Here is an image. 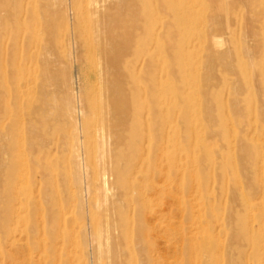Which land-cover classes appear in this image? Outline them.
Masks as SVG:
<instances>
[{
	"label": "bare ground",
	"instance_id": "bare-ground-1",
	"mask_svg": "<svg viewBox=\"0 0 264 264\" xmlns=\"http://www.w3.org/2000/svg\"><path fill=\"white\" fill-rule=\"evenodd\" d=\"M77 1L46 0L41 30L26 8L7 10L0 20V175L7 181L20 179L24 164L17 160L5 166L2 158L12 156L11 116L15 104L25 101L21 118L26 119L27 154L46 164L51 139L60 148L71 142L75 150L70 181L79 207L83 192L104 195L100 217L86 213L83 218L89 214L90 220L79 230L97 263L106 258L108 264H264V210L257 217L249 212L251 187L264 199V139L256 149L249 137H240V159L248 162L247 173L255 174L245 181L238 172L241 162L230 152L231 139H224L225 153L208 144L209 138L232 130L229 119L215 113L226 103L212 89L215 69L230 57L237 66L226 62L224 70L235 75L238 85L228 104L239 115L253 110L255 128L264 134L262 13L254 11L246 20L242 50L217 54L220 44L214 33L192 27L184 10L155 24L153 15L168 12L174 0H93L87 14L77 11ZM7 25L14 29L10 42L2 38ZM200 50L206 52L204 57ZM179 62L183 65L177 67ZM52 133L61 139L52 138ZM22 186L20 198L32 200L31 190ZM3 190L12 198L10 187ZM112 192L122 193L127 208H137L134 217L123 216L124 205L108 202ZM163 197L181 217L175 226L168 222L179 218L172 211L169 219L162 218L161 211L157 214ZM220 209L227 211L225 220ZM21 213L16 209L15 219H23ZM70 213L57 204L59 221L46 255L40 257L43 264L62 262L64 243L71 240L66 229ZM147 216L157 224L150 225ZM35 225L42 230L41 224ZM222 231L229 233L228 246L219 239ZM159 232L168 248L177 237L183 238L180 261L164 260L154 249L153 236ZM29 240L24 232L17 241L29 251ZM9 242L16 244L14 238ZM172 249L171 254L176 248Z\"/></svg>",
	"mask_w": 264,
	"mask_h": 264
},
{
	"label": "rangeland",
	"instance_id": "rangeland-1",
	"mask_svg": "<svg viewBox=\"0 0 264 264\" xmlns=\"http://www.w3.org/2000/svg\"><path fill=\"white\" fill-rule=\"evenodd\" d=\"M45 1L46 0H0V20L5 17L7 10L18 9L19 7L26 8L29 14L31 15L34 14L35 16L34 18L38 20V24L40 26V28L38 29L41 30L42 28L41 26L43 25L45 19V15H44L46 10ZM174 1L175 2L173 3V5L169 8V10H167L168 12L162 11L159 13H155L153 15V21H155V24L159 26L169 17H172L174 14L184 10L187 12V14H189L192 27H196L199 30H203L205 32L209 31L214 33L220 44V46H217L215 48L218 50L217 54L229 53V52L233 53V52H237L238 50H242L244 42L247 39L246 33H244L246 31L245 30L246 20L248 19V17L251 18L253 16L254 11H260L264 16V0H174ZM93 3H94L93 0H78L75 6L79 13L87 14V12L92 8ZM54 6L55 5H53V7ZM59 20L60 18L58 17V21ZM244 26L245 28L243 29ZM2 28H3L2 24L0 23V31L3 30ZM221 29H223V31ZM13 31L14 29L11 28L10 25H7L6 28H4V31L2 32L3 40L6 42H10L11 36L14 33ZM199 52L202 57H204L206 54V52L201 50ZM143 58L146 59L145 56ZM143 58L142 57L141 59L139 58L140 60L138 63H142ZM226 62L228 63L233 62L232 64L237 66V62L233 60V57H230V59L228 58V60L224 59L222 64L221 63L218 64L217 68L215 69V72L213 73V77L215 78L213 84L214 83L215 84L212 85V89H214L216 94H220L223 97L224 102L226 103V107L224 108V110H221L220 112V110L217 109L216 107L215 113L218 115L226 116L227 119H229L230 124H232V130L228 133L230 135L225 134L226 132L223 133L221 132L219 133V135L217 134L216 136H213V138H209L208 144H210V146L214 148L219 147L218 148L219 153L220 152L225 153L226 145L224 144V139L226 137L230 138L231 143L233 142L234 145H231L233 146V148L231 147V151L230 149L228 150L231 153L233 152V158L235 157V161L237 163L238 161L241 162L240 164L238 163V169L241 168L238 170V172L240 171L239 173L240 176L242 175L241 176L242 180L245 181L246 179L245 177H248L249 179V176L253 180L255 174L254 173L250 174L249 172L247 173L246 171L247 169L245 168L246 166L249 165L248 162L242 160L243 161L242 164V161L240 159L238 142L241 138L244 139L247 138V140H249L250 138L255 148L258 149V146H260L261 141L264 139V134L259 129L255 128L254 124H256L257 118H256V113L253 110H249V111L245 110L241 115H239L234 110L232 111V108L229 106L230 104H228V102L230 103L233 96L232 91L237 87L238 83L233 73H228L224 70L223 63ZM181 65H183V63L179 62L176 66L178 67ZM201 66L203 67L202 64ZM201 73L202 75L204 74L203 71ZM78 85L79 84L75 78L74 86L78 87ZM246 102H244V104ZM14 109H15L14 113L11 116V125L13 123V133L10 138V140L13 141V153L12 156L10 155L8 159L2 158V160L6 161L5 166L6 164H9L10 167V165L16 162L17 160L21 161L24 164V166L20 174V179L14 177L13 180L7 181L5 180L4 174L0 175V237L2 239L0 246L1 247L0 249L2 251L0 254V264H43L42 263L43 260H40V257L46 255L45 250L48 249L50 246V240H49L50 234L55 230L54 228L56 227V223L58 224L59 220L56 219L55 216L57 214V204L59 203H62L65 209L71 212L67 217V222H66V227H67L66 229L71 236V240L68 242L66 241L64 243V249L66 248L67 252H63L62 255L63 264H108V260L106 258L101 260L99 263H97L96 260L93 258V256L89 252H87L89 250L88 248L89 246H87V244H85L84 241H83L84 244L81 242L83 239H81L82 236L80 232L81 231L80 227H82L83 224L87 223V221L89 222L90 220L89 214L86 215L85 218H83V216L86 213H90L91 217L92 216L100 217L101 213L105 208L104 205L106 203L104 202L105 201L104 195H101L100 192L93 193L92 195H87L85 192H83L85 195L82 194L83 195L82 199H84L82 200L83 201L82 206L84 207L82 206L79 207L80 204L79 202H77V197L73 193L75 187L73 186L74 184H72L73 182H71L72 179L70 176L72 175L73 172V169H71L72 168L71 158L73 157V154L71 155V153L73 152V150H75L72 143L67 142V144H65V147L60 148L58 146L52 145L53 141L51 139L50 144L51 143L52 144L49 145L50 146L49 154L45 158L47 163L42 164L39 162H35V160L27 154L26 119L23 117L21 118V115H25V111H26L25 101H23L21 104L16 103ZM1 128L2 125L0 123V131ZM52 135H53L52 138L56 140L61 139L59 135H57V133H52ZM0 143H2L1 139H0ZM200 165L202 166V162ZM218 168H219V161L215 166V173H217ZM69 171L71 174L69 173ZM26 172L27 174L25 176H27L26 177L27 182L24 181L25 180L24 173ZM66 172L69 173V175ZM68 181L71 184L67 183ZM216 181L218 182V180ZM220 182L221 181H219L218 183ZM227 182H228L227 179L226 181L223 180L224 184ZM19 184L20 185L23 184L22 187L25 186L31 190L30 193L33 195L32 200L23 201V199L20 198ZM243 184H245V182ZM246 184L245 186H247ZM5 186L11 188L13 195L12 198L5 192V190H3ZM68 187H71V189L69 190ZM258 188H261L260 184H258ZM113 192H115V190ZM113 192L112 194L109 195L110 198L109 197L107 198L108 202L110 203L111 201H113L115 202L114 204H118V206L120 203V207L124 205L122 204L123 203L122 193L118 192L119 193L118 194L116 192V194L114 193L113 195ZM250 193L252 196L251 198L252 207L249 212L252 213L253 211L252 213L253 216L257 217L261 213L260 209L264 210V202H263L264 199L262 197H259L260 195L262 196V193L260 194V192H258L256 187L254 186L251 187ZM16 194L18 197L14 199V196ZM117 197L119 199H115ZM20 199L22 200L21 203H20ZM97 200H99V202ZM117 200L119 202H117ZM92 202L95 205V207L92 204ZM169 202L170 201L167 197L160 198L156 205V209L158 210L157 214L160 213L159 211H161L162 214L161 217L163 218L164 216L165 219L167 217L169 219V213L172 211L174 213L173 215L179 216V218L175 216L176 218L168 222H173L172 224L175 226L181 217L177 213L176 207L172 206L171 203ZM260 202L262 203V205L260 204L261 206H259L258 204ZM38 204L42 206L40 207V210H36V205ZM16 209L22 211L21 216H23V219L20 220L15 219ZM234 209L238 211L239 206L235 204ZM136 210L137 208L131 210L130 208H127L124 205V208L122 207V214H124L123 216L126 217L133 214L132 216L134 217L136 214L135 213ZM36 211L38 212L40 211V212L38 213ZM226 213L227 211H223V209H220L218 214L225 220L227 218ZM251 213L250 215L252 216ZM171 215L172 214L170 213V216ZM147 220L150 221V225L157 224L158 222V220L156 219L154 220L153 217L151 218L150 216H147ZM168 222H164L163 224ZM36 223L41 224V226H43L41 231L37 230V226L35 225ZM184 224L188 231L190 225L189 221H186L185 219ZM254 224H256V222H254ZM227 227L228 228L230 227L228 223H227ZM229 231L230 230H228V232ZM24 232H27L28 235L30 236V240L27 245L29 251L23 245H19L22 243L17 241L20 237L21 238L23 237ZM156 234L157 235L154 234L153 236L154 237L153 242L155 245L154 249L158 251V253L164 258V260H167L166 258H168V261L170 260L174 261V259H175L174 262L180 261L181 260L180 249L183 244L182 241L183 238L177 237V239H175L176 243L173 244L174 246L168 248L169 246L167 245L166 239L163 237V234L161 232ZM228 234L229 233L225 234L224 231L219 233L220 235L219 239L220 241H222V243L223 242L225 243L224 244L225 246L226 245L228 246L229 243ZM10 238H14L15 239L14 243L16 244L13 245L10 244L9 242ZM44 243L46 244V246H44ZM174 247L176 248L175 250L176 252L173 251L171 254L170 252L171 250H173L172 248ZM28 254H30V256ZM62 262L60 264H62ZM174 264H179V263H174Z\"/></svg>",
	"mask_w": 264,
	"mask_h": 264
}]
</instances>
